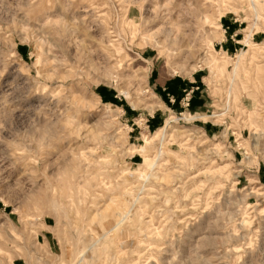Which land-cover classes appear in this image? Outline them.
I'll return each instance as SVG.
<instances>
[{"label": "rangeland", "instance_id": "rangeland-1", "mask_svg": "<svg viewBox=\"0 0 264 264\" xmlns=\"http://www.w3.org/2000/svg\"><path fill=\"white\" fill-rule=\"evenodd\" d=\"M253 2L0 0V264H264Z\"/></svg>", "mask_w": 264, "mask_h": 264}, {"label": "crops", "instance_id": "crops-1", "mask_svg": "<svg viewBox=\"0 0 264 264\" xmlns=\"http://www.w3.org/2000/svg\"><path fill=\"white\" fill-rule=\"evenodd\" d=\"M236 21V19H235ZM240 31H234L232 34H231V37L234 39V40H237L235 39V37L237 36V34L239 33ZM226 39V38H225ZM227 40V39H226ZM179 82V83H177ZM171 85V86H170ZM183 85V86H182ZM189 86L188 84L186 83H181L180 81H169L166 85V88L162 85V88L161 90L163 91V94L167 95V100L171 101L172 99H177V94L181 93L182 90ZM166 90V91H165ZM171 97H173L171 99ZM171 103V102H170Z\"/></svg>", "mask_w": 264, "mask_h": 264}, {"label": "bare ground", "instance_id": "bare-ground-1", "mask_svg": "<svg viewBox=\"0 0 264 264\" xmlns=\"http://www.w3.org/2000/svg\"><path fill=\"white\" fill-rule=\"evenodd\" d=\"M252 1V4H253V7L254 8H256V6H255V2H253L254 0H251ZM255 17L258 19L259 18V15H258V13L257 12H255ZM199 117H203V115H199ZM170 121H167V123H169ZM166 123V124H167ZM168 125V124H167ZM156 157H160V153L156 156ZM149 160V158L147 157V156H145V161H148ZM156 165V162H153V164H152V166H155ZM149 177V176H148ZM147 177V178H148ZM143 188L144 187H142L141 186V189L140 190H142L143 191ZM129 209H131V208H129ZM127 215V214H126ZM126 215H124L123 217H125ZM119 225V221L117 222V224H115V225H113V226H111V228L109 229V232H111V231H113V230H115V228H117V226ZM96 242V241H95ZM92 244V243H91ZM89 247V246H88ZM91 247V246H90ZM75 255V254H74ZM86 262V261H85ZM84 262V263H85ZM77 264H79V263H77Z\"/></svg>", "mask_w": 264, "mask_h": 264}, {"label": "snow or ice", "instance_id": "snow-or-ice-1", "mask_svg": "<svg viewBox=\"0 0 264 264\" xmlns=\"http://www.w3.org/2000/svg\"><path fill=\"white\" fill-rule=\"evenodd\" d=\"M177 83H179V82H177ZM170 86H171V85H170ZM182 86H183V85H182ZM158 91H159V89H158ZM185 94H186V93H184V92H181V93L177 94V105L179 104L180 99H181ZM164 98H165V100L167 101V95H166V94H165Z\"/></svg>", "mask_w": 264, "mask_h": 264}]
</instances>
